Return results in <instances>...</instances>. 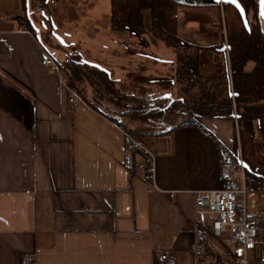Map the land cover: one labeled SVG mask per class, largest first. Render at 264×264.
<instances>
[{
	"label": "crops",
	"instance_id": "0c3cea01",
	"mask_svg": "<svg viewBox=\"0 0 264 264\" xmlns=\"http://www.w3.org/2000/svg\"><path fill=\"white\" fill-rule=\"evenodd\" d=\"M21 14V0H0V264L27 255L30 264H156L159 251L198 264L195 224L209 216L194 213L193 194L220 187L226 151L201 127L144 138L157 152V188L149 189L140 171L123 166L122 127L86 101L69 107L60 76L42 64L46 46ZM201 124L232 145L233 120ZM213 242L222 244L207 238L211 259L232 264Z\"/></svg>",
	"mask_w": 264,
	"mask_h": 264
},
{
	"label": "trees",
	"instance_id": "16d2710c",
	"mask_svg": "<svg viewBox=\"0 0 264 264\" xmlns=\"http://www.w3.org/2000/svg\"><path fill=\"white\" fill-rule=\"evenodd\" d=\"M238 1L246 12L249 30L241 19L239 24L226 27V50L223 40L198 44L184 42L176 36L174 10L182 4L178 0H110L109 21L113 31L141 35L158 30L164 43L174 51L176 92L173 97L155 95L150 85L130 74L117 82L112 70L93 64L81 53L69 52L58 44L67 54L59 62L60 68L68 84L78 89L84 101L139 139L167 135L180 127H201L228 155L226 146L201 120L218 118L235 122L236 118L240 127L264 118V37L258 22L249 19L250 12L253 16L256 13L257 0ZM21 2L23 14L16 18L33 30L27 11L30 6L35 8V3L44 5L45 0ZM147 12L151 20L145 27ZM39 41L44 47L49 42L47 36L40 37ZM250 62L253 66L247 69ZM82 86L88 88L89 97L83 96ZM173 120L175 123L171 124ZM145 129L155 131L148 133ZM233 155L239 163L236 150ZM244 163L245 174L259 183V172L242 160Z\"/></svg>",
	"mask_w": 264,
	"mask_h": 264
},
{
	"label": "rangeland",
	"instance_id": "374dc122",
	"mask_svg": "<svg viewBox=\"0 0 264 264\" xmlns=\"http://www.w3.org/2000/svg\"><path fill=\"white\" fill-rule=\"evenodd\" d=\"M34 6H30L27 11L33 30L38 33V38L47 36L50 43L45 42V46L58 62L67 57L66 52L56 46L61 43L65 50L79 52L85 60L112 70L117 82L130 74L136 80L145 81L146 86L150 85L149 89L155 95L174 96L175 53L164 43L160 31L153 30L141 35L113 31L109 25L110 0H45L44 5L37 6L35 3ZM239 19L238 11L230 4L198 7L184 2L176 5L174 10L176 36L187 43L225 42L226 27L239 24ZM249 19L257 23L256 13L253 16L250 12ZM150 20L147 12L145 27L150 25ZM54 35L60 37L62 42L59 43ZM252 66L253 63H248L246 68L251 69ZM81 92L83 96L89 97L86 86H82ZM119 118L124 121L123 117ZM174 123V120L171 121V124ZM233 127L231 124L230 153L224 155L227 169L238 177L241 162L238 163L233 155L236 150L238 160H245L256 168L260 175L257 177L259 183H264V118L261 122L254 120L240 126L235 131L236 140ZM138 130L142 131L141 128ZM154 131L146 130L148 133ZM150 137H145L147 142H150ZM213 244L212 252L227 250L222 244ZM249 262L254 264L250 256Z\"/></svg>",
	"mask_w": 264,
	"mask_h": 264
},
{
	"label": "built area",
	"instance_id": "2783aa9c",
	"mask_svg": "<svg viewBox=\"0 0 264 264\" xmlns=\"http://www.w3.org/2000/svg\"><path fill=\"white\" fill-rule=\"evenodd\" d=\"M224 44L227 50L226 41ZM42 64L60 76L70 108L84 102L78 89L68 84L59 62L46 48ZM238 129L235 118V131ZM123 135V166L129 171H140L147 187L156 189L154 169L157 152L124 129ZM239 163L238 177L227 169H222L219 188L199 190L193 194L194 213L209 216L206 225L203 223L201 225L198 220L195 224L192 251L198 264H219L211 259L207 243L209 236L228 248L233 258L232 264H250L249 256L254 264H264V184L255 183L245 174L242 161ZM30 262L31 256L28 255L21 260V264ZM156 264L180 263L170 251H159L156 255Z\"/></svg>",
	"mask_w": 264,
	"mask_h": 264
},
{
	"label": "water",
	"instance_id": "95a60500",
	"mask_svg": "<svg viewBox=\"0 0 264 264\" xmlns=\"http://www.w3.org/2000/svg\"><path fill=\"white\" fill-rule=\"evenodd\" d=\"M220 4H230L232 7H234L238 11L240 18L243 22V25L246 27L247 30H249L246 12L243 9V7L241 6V4L239 3V1H238L239 7L237 6V3H233L232 0H208V1L202 3V5H209V6L210 5H220ZM262 13H264V3H262V0H257V2H256V17H257V22H258L261 34L264 37V14H262ZM55 38L58 40L59 43L62 42V39L60 37L55 36ZM243 166H247V165L244 163Z\"/></svg>",
	"mask_w": 264,
	"mask_h": 264
},
{
	"label": "snow or ice",
	"instance_id": "6c2138e0",
	"mask_svg": "<svg viewBox=\"0 0 264 264\" xmlns=\"http://www.w3.org/2000/svg\"><path fill=\"white\" fill-rule=\"evenodd\" d=\"M233 3H237V6L239 7L238 0H232ZM262 3H264V0H262ZM264 14V13H262Z\"/></svg>",
	"mask_w": 264,
	"mask_h": 264
}]
</instances>
